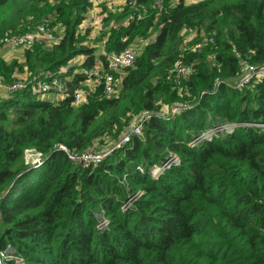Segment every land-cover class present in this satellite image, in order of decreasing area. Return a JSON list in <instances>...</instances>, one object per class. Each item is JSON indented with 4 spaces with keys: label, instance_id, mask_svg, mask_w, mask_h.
Here are the masks:
<instances>
[{
    "label": "trees",
    "instance_id": "trees-1",
    "mask_svg": "<svg viewBox=\"0 0 264 264\" xmlns=\"http://www.w3.org/2000/svg\"><path fill=\"white\" fill-rule=\"evenodd\" d=\"M92 2L0 0V40L51 14L62 28L24 62L0 57V83H26L0 95V264H264V129L241 125L193 144L216 123L264 122V79L233 84L241 59L264 65V0H129L118 17L127 24L111 28L102 47L119 53L153 28L155 39L117 96L102 82L78 102L83 71L107 65L102 47L84 46L78 31ZM184 30L195 33L187 49ZM181 57L194 68L187 78L173 69ZM68 65V95L34 91L35 77ZM143 112L137 136L130 125ZM122 133L129 143L106 146L94 166L59 148L98 150L97 141ZM28 150L40 161L28 162Z\"/></svg>",
    "mask_w": 264,
    "mask_h": 264
},
{
    "label": "built area",
    "instance_id": "built-area-1",
    "mask_svg": "<svg viewBox=\"0 0 264 264\" xmlns=\"http://www.w3.org/2000/svg\"><path fill=\"white\" fill-rule=\"evenodd\" d=\"M158 6L161 7V4L158 3ZM52 18L45 17L41 21V23L35 27L32 31H27L24 33H6L5 37L2 38V43L5 46H9L11 48H30L34 44H42L47 43L50 41H58V37L55 35L54 37V26L50 25ZM185 30L183 32L184 35ZM188 36L193 40L195 33H187ZM53 37V38H52ZM155 37H148V38H138L134 42H132L126 49L122 50L119 53H108L103 47L100 50V54L105 56L106 64L103 65L102 61L99 60L98 64L95 67L90 69H85L83 72L87 77V81L85 83H89L91 86L90 90H94L95 87L99 86L103 82L104 87V94L109 97H115L119 94L121 89V82L122 78L126 76L128 70L135 65V62L138 56L143 51L144 47L150 41H153ZM210 39L209 41H212ZM184 42L186 43L185 48H190L188 43L186 42V38L184 36ZM207 42L206 40L199 41L193 47V51H197L202 49L203 45ZM72 60L70 65L77 63V61ZM103 60V59H102ZM70 65L61 69L58 74L51 76L50 78L45 77H35L37 81L36 85L33 86L34 91L41 93L44 96L48 95H55L56 100L62 99L64 96L68 95V89L64 82H62V76H65L69 73ZM174 71L177 74V77L187 78L188 76L194 73V68L192 65H188L184 59L181 57L175 61L173 66ZM258 79H264V65H257L251 63L248 57L241 59L240 62V75L233 83L238 88H242L247 86L249 82L256 81ZM220 81L217 80L216 84H219ZM1 84V83H0ZM6 93L11 92L15 89H21L26 87V83L23 81H17L11 85L9 84H1ZM81 90L75 91L76 101H82L86 95L87 90L84 88H80ZM148 112H143L137 119H135L133 126H130V130L132 134L141 136L143 130V121L145 120L144 117L148 116ZM241 125L245 126H256L259 128L264 129V122H222L216 123L214 127L210 128L209 131L203 133V135L197 137L193 144H199L202 140L206 139L211 135H218L225 132H229L231 128L238 127ZM131 137L129 134H123L120 141L117 143L116 147L120 145H125L129 143ZM59 148L63 150L66 155H68L69 159L84 167L94 166L98 162H100L108 152H111L112 149H105V150H90L86 152H77L68 149L64 145H60ZM29 152L33 154L35 160L33 162L40 161L41 153H37L33 150H28L26 152V157H28ZM105 152H107L105 154ZM28 159V158H27ZM178 159L175 156H172L168 161L163 163L159 167H155L153 170V175L157 176L160 171L169 168L174 164Z\"/></svg>",
    "mask_w": 264,
    "mask_h": 264
},
{
    "label": "rangeland",
    "instance_id": "rangeland-1",
    "mask_svg": "<svg viewBox=\"0 0 264 264\" xmlns=\"http://www.w3.org/2000/svg\"><path fill=\"white\" fill-rule=\"evenodd\" d=\"M128 4L129 0H93L91 9L85 14V18L83 19L82 24L78 28V31L80 33L79 35L84 38L83 45L93 48L96 50V52H98L99 49L103 46L105 37H107L111 28L127 24V19L118 20V17L124 13ZM51 15V18L55 16L54 14ZM33 29L29 31H32ZM53 33L54 37L56 35L59 38V35L62 33V28L57 26L56 28H54ZM155 34L157 33L155 31V28H153L150 32L149 37H155ZM184 36L186 38V42L188 43V45H190L193 40L190 38V36H188L187 33H184ZM52 43H54V41L47 42L45 43V46L49 47L52 45ZM29 49L31 48H11L9 46L3 45L2 40H0V57L4 58L7 62H10L12 60L24 62V60L26 59V52ZM82 58L83 55H79L75 61L78 62ZM17 76L20 79L24 80L25 78H27L28 75L26 73H21ZM86 88H91L89 83L84 84V89ZM5 93L6 91L3 90L0 84V95ZM163 109L166 113L170 112L168 111L167 107H163ZM171 110L176 113V111L178 110L177 106H173ZM168 114H171V112ZM133 124L130 126L132 127ZM209 129H207V131H209ZM118 135L107 136L104 139L97 141L96 148L98 150H105L107 148L106 146L110 145L111 143H113L112 145L116 144L119 139H121L123 133L118 139H116ZM27 158L28 162H33L36 157H34L33 154L29 152Z\"/></svg>",
    "mask_w": 264,
    "mask_h": 264
}]
</instances>
